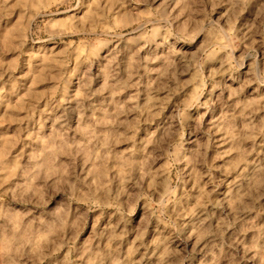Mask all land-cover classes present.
<instances>
[{"label":"rangeland","instance_id":"rangeland-1","mask_svg":"<svg viewBox=\"0 0 264 264\" xmlns=\"http://www.w3.org/2000/svg\"><path fill=\"white\" fill-rule=\"evenodd\" d=\"M0 264H264V0H0Z\"/></svg>","mask_w":264,"mask_h":264}]
</instances>
